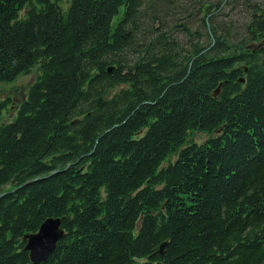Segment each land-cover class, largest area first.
Segmentation results:
<instances>
[{
	"label": "trees",
	"instance_id": "16d2710c",
	"mask_svg": "<svg viewBox=\"0 0 264 264\" xmlns=\"http://www.w3.org/2000/svg\"><path fill=\"white\" fill-rule=\"evenodd\" d=\"M225 2L0 0V264L49 219L40 264H264V0Z\"/></svg>",
	"mask_w": 264,
	"mask_h": 264
},
{
	"label": "water",
	"instance_id": "95a60500",
	"mask_svg": "<svg viewBox=\"0 0 264 264\" xmlns=\"http://www.w3.org/2000/svg\"><path fill=\"white\" fill-rule=\"evenodd\" d=\"M110 73L113 69L109 70ZM220 92V88L216 95ZM64 232L61 230L59 220L49 219L40 228L39 232L34 235L26 236V250L30 252L31 264H40L45 262L56 249L57 243L63 238ZM166 245L161 246L157 255L163 256Z\"/></svg>",
	"mask_w": 264,
	"mask_h": 264
},
{
	"label": "rangeland",
	"instance_id": "374dc122",
	"mask_svg": "<svg viewBox=\"0 0 264 264\" xmlns=\"http://www.w3.org/2000/svg\"><path fill=\"white\" fill-rule=\"evenodd\" d=\"M20 79H19V81L15 82L16 84H14V83H10L7 85L0 84L2 86V87H0V95L2 97H5V98H11L12 100H17L18 98H20V96L22 95V91H23L24 87H26L28 84H30L32 82L33 78L32 77H24L23 79H21V80ZM14 108H15V106L11 107V109L7 112V115L4 119L5 122L9 121L11 119V117L13 116ZM195 137H196L197 141H200V140H202L203 136L198 135V137L197 136H195Z\"/></svg>",
	"mask_w": 264,
	"mask_h": 264
}]
</instances>
